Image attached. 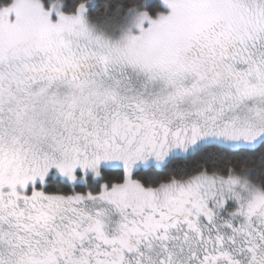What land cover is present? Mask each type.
<instances>
[{
    "label": "snow or ice",
    "instance_id": "6c2138e0",
    "mask_svg": "<svg viewBox=\"0 0 264 264\" xmlns=\"http://www.w3.org/2000/svg\"><path fill=\"white\" fill-rule=\"evenodd\" d=\"M0 264H264V0H0Z\"/></svg>",
    "mask_w": 264,
    "mask_h": 264
}]
</instances>
